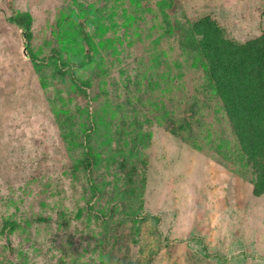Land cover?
Segmentation results:
<instances>
[{
	"label": "rangeland",
	"instance_id": "rangeland-1",
	"mask_svg": "<svg viewBox=\"0 0 264 264\" xmlns=\"http://www.w3.org/2000/svg\"><path fill=\"white\" fill-rule=\"evenodd\" d=\"M175 12L182 27L169 33ZM18 13L32 18L30 41L9 21ZM204 16L236 42L264 33V0H0V264H264V197H253L254 176L204 91L191 33ZM64 31L77 34L76 55L60 50ZM83 33L100 42L76 71L89 99L47 61L36 70L28 54L42 60L58 49L83 61ZM86 109L105 119L89 143L97 164L78 172L69 145L92 125ZM146 133L150 141L134 145ZM83 150L74 147L77 159ZM120 150L146 176L139 222L112 191Z\"/></svg>",
	"mask_w": 264,
	"mask_h": 264
},
{
	"label": "trees",
	"instance_id": "trees-1",
	"mask_svg": "<svg viewBox=\"0 0 264 264\" xmlns=\"http://www.w3.org/2000/svg\"><path fill=\"white\" fill-rule=\"evenodd\" d=\"M169 6L171 8L172 4L169 3ZM73 15L78 14L74 12ZM175 16H177V12L168 16L169 33L178 31L182 27V23L179 20H175ZM9 21L21 27L25 32V38L28 41L31 40L32 34L30 29L32 18L28 13H18L11 17ZM174 21L179 22L180 25H176ZM61 33L63 38V34L67 35H65L64 44H62L60 50L62 52L65 51L67 54L70 51H74L73 53L76 55L77 52L72 46V37H78L77 34L73 36V33L66 31ZM191 33L195 39L194 48L201 59V71L206 82L204 91L207 93L209 91L219 101L227 123L239 146L241 158L254 176L252 184L253 197H264V33L243 43L236 42L229 38L225 30L210 16H204L193 22L191 24ZM83 34L79 45L82 48L81 56H83V61L79 57L77 58V62L66 61L62 58L63 55L58 49L52 50L51 56L42 60L37 59L30 49H28V54L36 70H39L47 61L46 64L53 66L56 75L60 77L68 76L69 81H71L78 91L86 99H89L90 93L88 90L91 88V85L88 83L89 81L83 82L79 80L76 71L82 68L84 63L93 61V55L98 54L96 48L100 46V42L95 41L96 35L94 33ZM26 46L29 48V42L26 43ZM99 65L100 63H98ZM198 100L194 96L193 107L191 106L187 111V114H190L189 117L193 118L195 115L196 101ZM108 105L102 108L104 113L108 112L106 111V109L110 108V105ZM84 112H87V119L90 118L89 124L92 125L83 131V141L81 144L78 143L75 146L73 144L69 145L72 158H75V163L72 166L78 172L79 169L90 172V169L97 164V159L89 143L91 134L97 137L101 135L102 125L100 124L104 123L103 118L105 119V117H99L97 122L98 117H96V114L89 113L87 109ZM188 120L189 118L183 116L181 119L182 124L187 125ZM68 121H71V117L64 115V120L61 122L60 127L62 129L63 127H68ZM169 123L171 127L170 132L173 135H178V129L175 127L176 122L172 123L171 121ZM183 127H179V129ZM71 135L72 133L69 131L63 136L64 140L69 142ZM150 138V133H146L143 136L136 134L132 141L134 145L143 147L145 146V142L150 141ZM73 146L75 148L81 146V148L86 149L83 150L81 158H76ZM122 152L124 151H119V153ZM109 156L111 155L109 154ZM119 159L121 160H119V168L123 171V179L116 178V185H118L112 191L114 196H117L121 201L125 210L124 214L130 216L133 222H139V213L133 210V208L136 204H139L140 208H142L143 203L141 198L146 185V176L140 177L139 173L141 170L135 163L131 165V162H128L130 159L125 152L120 155ZM88 183L94 193H98L103 189V187L99 189L90 176ZM119 184L121 185L120 188ZM155 219L159 221L158 217H155Z\"/></svg>",
	"mask_w": 264,
	"mask_h": 264
},
{
	"label": "water",
	"instance_id": "water-1",
	"mask_svg": "<svg viewBox=\"0 0 264 264\" xmlns=\"http://www.w3.org/2000/svg\"><path fill=\"white\" fill-rule=\"evenodd\" d=\"M177 16H180L179 12L177 13Z\"/></svg>",
	"mask_w": 264,
	"mask_h": 264
}]
</instances>
